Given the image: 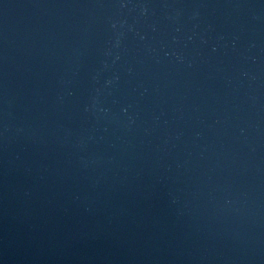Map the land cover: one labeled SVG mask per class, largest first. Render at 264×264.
Listing matches in <instances>:
<instances>
[{"label":"water","instance_id":"1","mask_svg":"<svg viewBox=\"0 0 264 264\" xmlns=\"http://www.w3.org/2000/svg\"><path fill=\"white\" fill-rule=\"evenodd\" d=\"M0 264H264V0H0Z\"/></svg>","mask_w":264,"mask_h":264}]
</instances>
